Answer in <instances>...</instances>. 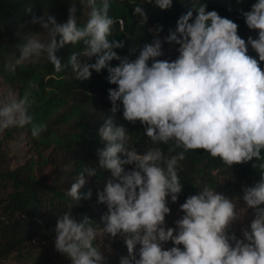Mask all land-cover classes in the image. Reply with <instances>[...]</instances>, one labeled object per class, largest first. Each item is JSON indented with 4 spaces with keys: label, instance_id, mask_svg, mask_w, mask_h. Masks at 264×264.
Returning <instances> with one entry per match:
<instances>
[{
    "label": "clouds",
    "instance_id": "clouds-1",
    "mask_svg": "<svg viewBox=\"0 0 264 264\" xmlns=\"http://www.w3.org/2000/svg\"><path fill=\"white\" fill-rule=\"evenodd\" d=\"M79 3L89 9L82 25L76 4H69L62 22L28 8L29 23L40 30L16 33L19 55L7 64L8 71L15 72L25 61L45 59L56 73L70 67L80 82L106 69L108 82L116 86L108 89L111 114L98 129L103 144L96 149L98 163L84 167L66 190L72 204L57 215L51 230L54 250L69 264H108L95 243L107 238L121 239L126 246L127 255L118 264H264V0L239 10L247 28L257 33L255 38H242L238 23L193 0L163 42L162 26L150 28L151 43L138 51L130 48L124 56L116 50L125 49L127 39L111 38L117 23L121 32L125 29L122 19L110 15L112 0ZM145 3L161 11L173 8V0ZM132 15L147 23L142 5L137 4ZM165 42L177 46L174 59L161 58ZM68 45L79 50L65 62L58 53ZM113 60L118 64L111 66ZM30 97V92L21 96L10 89L0 95V134L31 125L32 137L39 138L47 130L46 124L34 122ZM121 112L127 123L141 125L152 147L141 153L135 145L128 146L129 131L116 122ZM197 150L230 168L255 161L252 167L259 179L242 185L239 198L254 210V218L240 229V237L233 225L243 221L246 209L238 207L239 199L207 185L179 205L183 215L174 227L167 224L169 199L177 203L184 188L180 162L185 153ZM98 171L110 173L97 190V203L105 210L98 223L86 213L78 220L72 209L91 199V189L81 190ZM169 243L172 246L166 247Z\"/></svg>",
    "mask_w": 264,
    "mask_h": 264
},
{
    "label": "trees",
    "instance_id": "trees-1",
    "mask_svg": "<svg viewBox=\"0 0 264 264\" xmlns=\"http://www.w3.org/2000/svg\"><path fill=\"white\" fill-rule=\"evenodd\" d=\"M201 2L207 3L208 10H217L221 16L238 23L242 38L247 39L250 35L256 37L257 33L247 28L239 14L240 9L249 10L255 0H244L243 3H238L237 0ZM144 3L145 0H112L110 15L117 20L122 19L125 24V29L121 32L117 23L111 37L127 39L125 49L116 50L121 56L128 54L130 48L138 51L144 44L151 43L154 33L148 31L150 28L162 26L159 38L163 42L169 35V29L175 30L177 19L192 6L193 0H173V8L165 11H161L154 4ZM69 4H76V16L82 25L88 17L89 9L86 5H81L79 0H0V79L15 94L23 96L25 92H30L33 103L29 111L34 122L47 125V130L39 138L32 137L31 125L23 128L11 127L4 132L3 137L28 138L37 149L53 143L72 161L71 172L78 175L84 167L97 165L96 149L103 147L99 141L98 129L111 114L108 89L116 87L108 82L107 70L93 72L90 80L80 82L75 79L70 67L62 73H56L46 60L25 61L16 67L15 72L7 69V64L14 63L19 55L14 47L17 43L16 33L22 31L23 25H27V30L23 33L34 31L38 27L29 23L31 14L26 10L31 8L38 16L42 10L60 5L61 11L57 20L62 22L67 19ZM137 4L142 5L148 15L146 24L140 23L139 16L132 15V9ZM170 45L176 46L165 42L163 51L166 52ZM78 50V47L68 45L58 55L66 62L70 53ZM249 54L256 55L251 48ZM161 58L174 59L170 53ZM116 64V60L110 62L111 66ZM116 122L129 131L128 146L135 145L141 153L153 146L144 136L143 128L138 122L136 125L127 123L122 119V112L116 114ZM65 124L67 129L60 131L59 127ZM160 147L167 151L166 145ZM185 155L186 159L180 162L178 169L184 185L183 191L177 203H171L169 199V205L177 210L187 196L195 194L205 185L230 197L240 198L242 185L251 186L259 179L258 170L252 167L255 161L230 168L203 150L189 151ZM32 169L31 164L25 163L10 170H0V183L3 187L0 194V258L22 252L32 240L45 241L52 238L54 233L51 230L54 229L57 215L72 204L65 191L56 184H42ZM109 175L108 172L98 171L94 177L97 183L81 190L86 192L91 189L92 197L82 201V206L72 209L76 219L79 220L86 213L99 222L105 208L97 203V190L102 189ZM35 264L44 262L39 260Z\"/></svg>",
    "mask_w": 264,
    "mask_h": 264
},
{
    "label": "rangeland",
    "instance_id": "rangeland-1",
    "mask_svg": "<svg viewBox=\"0 0 264 264\" xmlns=\"http://www.w3.org/2000/svg\"><path fill=\"white\" fill-rule=\"evenodd\" d=\"M60 5H54L47 9L42 10L39 15L48 13L56 16L60 13ZM38 15V16H39ZM27 30V25L22 26V32ZM39 27L35 28L32 32L39 31ZM46 39V37H41ZM176 47L170 45L168 50L164 52V56L167 53L173 55V58L178 54L176 52ZM32 60L43 61L45 59L35 58ZM9 89L7 85L0 79V95H7ZM15 94V93H13ZM60 131L67 129V125H62L59 127ZM0 134V170H10L18 165L29 163L32 165V172L42 184H56L60 189L66 192L70 188L72 181L76 178L77 174L71 172L72 161H70L65 154L57 148L53 143L49 144L48 147L35 148L28 138L17 137L13 139H6ZM97 183L94 177L88 178V183L85 187L92 186ZM3 187L0 183V194ZM239 199V198H233ZM172 212L166 220L168 226L174 227V221L178 219L181 215L180 211L175 209L172 205H169ZM238 207L245 208L246 212L242 222H238L233 225V230L236 235L240 237V229L244 226L250 225L252 219L254 218V210L248 209L244 201L238 200ZM96 246L101 249L103 254L108 260V264H118L119 258L121 256L127 255L126 246L121 239H116L111 241L107 238H98L95 242ZM171 243L166 245V247H171ZM41 260L44 264H69L66 257L60 255L54 250L53 237L42 241V240H32V242L23 249L20 253H11L6 257L0 258V264H35L36 261Z\"/></svg>",
    "mask_w": 264,
    "mask_h": 264
}]
</instances>
